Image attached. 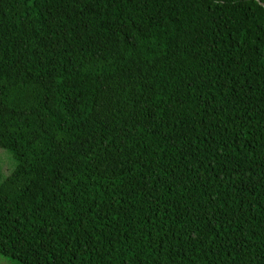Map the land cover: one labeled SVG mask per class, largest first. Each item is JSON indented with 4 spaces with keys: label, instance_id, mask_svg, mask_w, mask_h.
Segmentation results:
<instances>
[{
    "label": "trees",
    "instance_id": "obj_1",
    "mask_svg": "<svg viewBox=\"0 0 264 264\" xmlns=\"http://www.w3.org/2000/svg\"><path fill=\"white\" fill-rule=\"evenodd\" d=\"M264 0H0V254L264 264Z\"/></svg>",
    "mask_w": 264,
    "mask_h": 264
},
{
    "label": "rangeland",
    "instance_id": "obj_2",
    "mask_svg": "<svg viewBox=\"0 0 264 264\" xmlns=\"http://www.w3.org/2000/svg\"><path fill=\"white\" fill-rule=\"evenodd\" d=\"M15 160L7 150L0 149V176L3 178L14 167ZM0 264H21L18 259L0 254Z\"/></svg>",
    "mask_w": 264,
    "mask_h": 264
},
{
    "label": "water",
    "instance_id": "obj_3",
    "mask_svg": "<svg viewBox=\"0 0 264 264\" xmlns=\"http://www.w3.org/2000/svg\"><path fill=\"white\" fill-rule=\"evenodd\" d=\"M260 4L264 6V3H261V2H260Z\"/></svg>",
    "mask_w": 264,
    "mask_h": 264
}]
</instances>
